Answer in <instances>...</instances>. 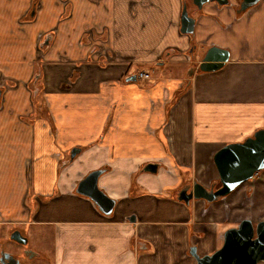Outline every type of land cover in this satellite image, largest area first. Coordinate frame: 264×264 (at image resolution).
Returning a JSON list of instances; mask_svg holds the SVG:
<instances>
[{"label":"crops","instance_id":"crops-1","mask_svg":"<svg viewBox=\"0 0 264 264\" xmlns=\"http://www.w3.org/2000/svg\"><path fill=\"white\" fill-rule=\"evenodd\" d=\"M232 1L0 0V223L54 229L40 264H197L192 248L264 221V171L214 203L179 200L217 187L215 154L264 130V0ZM212 47L230 61L198 71ZM98 170L111 216L76 193Z\"/></svg>","mask_w":264,"mask_h":264},{"label":"water","instance_id":"water-1","mask_svg":"<svg viewBox=\"0 0 264 264\" xmlns=\"http://www.w3.org/2000/svg\"><path fill=\"white\" fill-rule=\"evenodd\" d=\"M262 0H243L239 13H245L257 6ZM194 5L203 10L211 3L220 7L230 6V0H193ZM196 30V19L190 16L185 8L182 16V32L192 35ZM230 61V52L218 47H212L200 64L203 73L218 72ZM136 80V77L129 81ZM2 92L0 91V106ZM81 150H73L74 159ZM214 162L219 173L220 187L208 189L200 183H195L191 190H183L179 200L190 204L192 200H204L214 203L228 197L243 184L253 180L258 173L264 171V130L241 143L229 144L215 154ZM158 164H149L145 172L157 174ZM104 171L98 170L89 174L78 186L77 194L94 202L102 214L111 216L117 202L110 198L99 187V179ZM135 222V218H130ZM11 240L21 245H28L29 240L20 231L12 234ZM191 255L197 264H264V221L255 226L250 220H244L238 228L230 229L225 234L223 247L212 255L200 257L197 248L191 249ZM7 257V256H6ZM5 255L0 260L5 263ZM17 264H20L18 261Z\"/></svg>","mask_w":264,"mask_h":264},{"label":"rangeland","instance_id":"rangeland-1","mask_svg":"<svg viewBox=\"0 0 264 264\" xmlns=\"http://www.w3.org/2000/svg\"><path fill=\"white\" fill-rule=\"evenodd\" d=\"M238 1L239 0H237V2ZM232 3H233V1L230 0V5ZM198 71H200V66L198 67ZM193 75H194V73L191 76H193ZM140 80H142V79H140ZM152 80H153V75L151 74V77L148 80V82H150ZM32 86L33 87H31V89L34 90L33 91L34 93H36L35 92L36 87H39V86L37 84L36 85L34 84ZM43 89H44V87L42 86L41 91ZM41 91H39L38 94L36 93L37 103L39 101ZM34 104H35V95H34ZM169 113H170V117H171V111ZM193 186L190 187L189 190H191L193 188ZM219 187H220V183L217 185V188H219ZM16 231H20L24 237L28 238L29 243L26 246L29 247V249L34 250L37 254L39 251H41L42 254H47L48 256H50L52 247L54 245V229L50 226H40L38 224L35 225L33 223L20 224V225L15 226L12 224L8 225L7 223L1 222L0 223V253L3 250H6L7 252H11V251L12 252L13 251L20 252L21 250H23L26 247L24 245L18 244L17 242L11 240L12 234ZM30 262L36 263V264L45 263L44 260H42V261L35 260V261H30ZM30 262H25V263L28 264Z\"/></svg>","mask_w":264,"mask_h":264},{"label":"flooded vegetation","instance_id":"flooded-vegetation-1","mask_svg":"<svg viewBox=\"0 0 264 264\" xmlns=\"http://www.w3.org/2000/svg\"><path fill=\"white\" fill-rule=\"evenodd\" d=\"M239 8L241 3L243 2V0H239ZM5 85L0 86V91L2 92V97H1V106L4 102V91H5ZM218 189L217 187H215V190ZM257 226V225H255ZM3 255H5V263L6 264H17V262L19 261L20 264H26L25 262H30V261H42L43 257L39 254H37L34 250L29 249V247H25L23 250H21L20 252L17 251H11V252H7L6 250H3L0 253V260L3 257ZM7 256V257H6ZM1 264V263H0ZM30 264H36V263H31Z\"/></svg>","mask_w":264,"mask_h":264},{"label":"built area","instance_id":"built-area-1","mask_svg":"<svg viewBox=\"0 0 264 264\" xmlns=\"http://www.w3.org/2000/svg\"><path fill=\"white\" fill-rule=\"evenodd\" d=\"M137 77L144 80V81H148L150 79L151 75L148 72H138Z\"/></svg>","mask_w":264,"mask_h":264},{"label":"trees","instance_id":"trees-1","mask_svg":"<svg viewBox=\"0 0 264 264\" xmlns=\"http://www.w3.org/2000/svg\"><path fill=\"white\" fill-rule=\"evenodd\" d=\"M37 1H38V0H35V6L37 5ZM35 105H38V104H37V97H35Z\"/></svg>","mask_w":264,"mask_h":264},{"label":"bare ground","instance_id":"bare-ground-1","mask_svg":"<svg viewBox=\"0 0 264 264\" xmlns=\"http://www.w3.org/2000/svg\"><path fill=\"white\" fill-rule=\"evenodd\" d=\"M257 176V175H256Z\"/></svg>","mask_w":264,"mask_h":264}]
</instances>
